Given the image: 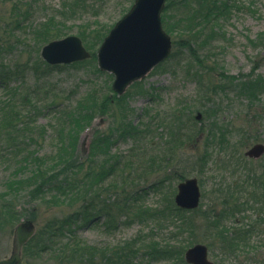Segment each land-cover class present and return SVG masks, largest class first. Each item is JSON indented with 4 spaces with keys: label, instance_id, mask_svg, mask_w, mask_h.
Wrapping results in <instances>:
<instances>
[{
    "label": "rangeland",
    "instance_id": "374dc122",
    "mask_svg": "<svg viewBox=\"0 0 264 264\" xmlns=\"http://www.w3.org/2000/svg\"><path fill=\"white\" fill-rule=\"evenodd\" d=\"M134 1L0 0V73L6 72L10 82L8 88L0 86V109L14 103L33 114L31 107H38L37 124L45 132L33 126L28 137L7 130L8 118L0 114V261L11 256L17 225L30 219L40 228L78 209H56L49 198L37 204L31 188H11L9 182L32 176L38 170L35 158L68 161L78 133L95 111L104 109L112 122L98 118L84 134L82 142L89 136L86 155L91 136H97L93 156L71 176L98 168L107 184H117V192L105 193L97 204L103 206L88 211L78 231L81 238L98 246L137 238L184 252L201 243L216 264H264V157L245 156L255 144H264V0H238L237 10L219 21L225 35L219 41L205 45V30L197 41L204 46L197 47L198 64L185 63L191 57L178 48L181 38L165 29L173 41L172 55L119 97L112 88L114 75L99 70L96 53ZM179 1H168L172 27L188 15L182 16ZM50 25L59 34L54 40L78 36L92 58L49 70L37 65L44 61L42 48L53 41H46ZM182 57L186 60L180 62ZM52 103L67 108L55 115L47 110ZM199 114L202 120L196 119ZM192 177L199 180L201 205L175 213L177 186ZM122 183L128 189L118 195ZM118 200L130 204L127 214L106 216V205ZM234 228L250 230V243L243 239L245 247L223 248L217 236L221 230L240 243L228 231ZM20 264L55 262L51 254L34 258L23 252Z\"/></svg>",
    "mask_w": 264,
    "mask_h": 264
},
{
    "label": "trees",
    "instance_id": "16d2710c",
    "mask_svg": "<svg viewBox=\"0 0 264 264\" xmlns=\"http://www.w3.org/2000/svg\"><path fill=\"white\" fill-rule=\"evenodd\" d=\"M172 1L169 0V3ZM237 2L238 0H180L177 5L179 10L182 11V16L188 15L182 22L181 20L177 22L179 27L170 26L172 23L171 7L169 3L167 4L162 15L163 26L164 29L176 33V36L181 38L177 46L178 48H182L183 51L185 49L192 60V62L191 60L186 61L187 65H194V62L200 63L201 55L197 47L202 48L204 46H201L197 41L199 42L205 30L209 31V39H207L205 45L210 44L211 41L217 42L225 37L219 30V28L222 29L219 21L226 18L233 10H237ZM182 23H186L185 27ZM51 26H49V36L46 41L59 37V34L55 29L52 30ZM184 60L186 58L182 57L180 62ZM38 64L48 70L54 68L42 60H39ZM19 70L17 69L18 72ZM17 71L16 74H18ZM21 73H24V70ZM2 85L6 88L10 85L6 72L0 73V86ZM21 101L28 104V99L22 98ZM13 105L14 107H11L12 105L9 104L6 106L2 105L0 109V114L5 113L8 118L6 120L7 128L9 127L7 130L13 129L30 137L29 135L33 126H36L37 129L41 127L37 124L41 110L34 106L31 107L33 108V114H29L25 112V107L23 109L22 106L17 107L14 103ZM66 108L62 107L60 103H52V105L47 106V110L53 109L52 111H55V115L64 113ZM104 115L112 118L104 109L94 112L89 123L78 133L75 146L68 161L63 163L61 160L57 161L54 158H51L50 161L48 156L35 158L34 162L38 170L32 176L22 177L18 181L9 182L8 186L11 188H14L16 184L22 185L24 189L31 188V194L37 204H40L43 199L49 198L54 200H49V202L56 209H61L63 206L73 209L75 207L78 208L73 210L72 216H55L38 228L36 235L24 247L23 252L25 255L31 253L34 255V258H40L44 254H51L55 264H156L170 261H173L172 264H186L184 261L185 252L177 249V247H159L157 244H146V241L142 242L137 238L114 245L98 246L86 242L79 236L80 224L84 221L83 218L87 216L88 211L103 206L102 204H97L101 203V199L107 198L105 193L111 192L112 189L117 192V184L112 182L107 184L106 175L98 168H91L89 174L86 176H78L81 169L90 163L96 143L95 140L91 147L90 155L83 160L80 139L84 132L92 125L94 118ZM40 129L44 132V128ZM178 139L175 136L174 144ZM170 150H173V148ZM77 170L79 173L76 176H71V174L75 175L74 172ZM53 189H57L56 194H52ZM123 189L124 191L118 195H125L128 187L123 186ZM2 201H5V197H2ZM106 206L108 209L104 214L108 217H113L114 213H119V217L123 214L126 215L129 208H131L130 204H127L125 200L122 202L118 200ZM174 208L175 213L187 212L175 206ZM228 231L231 235L233 234V236L239 238L240 243H236L231 237H226L224 235L225 232L221 230L217 236H221L223 248L238 250L243 246L245 247L246 245L242 244L243 239L247 245L250 243V230L234 228Z\"/></svg>",
    "mask_w": 264,
    "mask_h": 264
},
{
    "label": "water",
    "instance_id": "95a60500",
    "mask_svg": "<svg viewBox=\"0 0 264 264\" xmlns=\"http://www.w3.org/2000/svg\"><path fill=\"white\" fill-rule=\"evenodd\" d=\"M168 0H135L129 12L120 19L97 52L98 67L115 76L113 90L122 96L127 88L143 80L172 53L173 43L164 30L162 13ZM41 56L49 65H69L92 57L78 36L54 40L42 49ZM199 114L197 119H201ZM264 155V145L257 144L246 152L249 158ZM202 192L197 178H187L177 186L175 204L184 210L199 208ZM36 225L26 221L17 225L12 253L0 264H20L24 246L35 236ZM187 264H215L204 244L190 247L184 255Z\"/></svg>",
    "mask_w": 264,
    "mask_h": 264
}]
</instances>
